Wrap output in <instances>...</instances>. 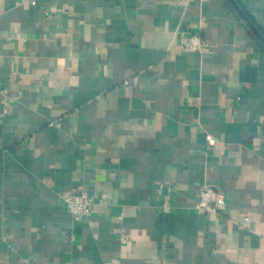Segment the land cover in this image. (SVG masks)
Returning <instances> with one entry per match:
<instances>
[{
    "label": "crops",
    "instance_id": "obj_1",
    "mask_svg": "<svg viewBox=\"0 0 264 264\" xmlns=\"http://www.w3.org/2000/svg\"><path fill=\"white\" fill-rule=\"evenodd\" d=\"M253 28L264 0H0V264H264Z\"/></svg>",
    "mask_w": 264,
    "mask_h": 264
},
{
    "label": "built area",
    "instance_id": "obj_2",
    "mask_svg": "<svg viewBox=\"0 0 264 264\" xmlns=\"http://www.w3.org/2000/svg\"><path fill=\"white\" fill-rule=\"evenodd\" d=\"M205 45L197 35L188 36L182 47L188 51L201 49ZM103 196L100 198L102 200ZM98 199V201L100 202ZM64 203L74 218H81L90 212L93 199L84 190H73L64 197ZM196 206L204 210L209 216L215 217L223 213L226 202L223 193L216 187L203 184L199 190Z\"/></svg>",
    "mask_w": 264,
    "mask_h": 264
},
{
    "label": "trees",
    "instance_id": "obj_3",
    "mask_svg": "<svg viewBox=\"0 0 264 264\" xmlns=\"http://www.w3.org/2000/svg\"><path fill=\"white\" fill-rule=\"evenodd\" d=\"M253 26H254V25H253ZM253 29H254V31H255V34H256V35H259V34H261V35L263 36V34H262V33H260V31H258V32L256 31V28H253ZM259 36H260V35H259ZM263 37H264V36H263Z\"/></svg>",
    "mask_w": 264,
    "mask_h": 264
},
{
    "label": "water",
    "instance_id": "obj_4",
    "mask_svg": "<svg viewBox=\"0 0 264 264\" xmlns=\"http://www.w3.org/2000/svg\"><path fill=\"white\" fill-rule=\"evenodd\" d=\"M257 31V30H256ZM258 32V31H257ZM260 35V37L262 38V40H263V42H264V37L261 35V34H259Z\"/></svg>",
    "mask_w": 264,
    "mask_h": 264
}]
</instances>
